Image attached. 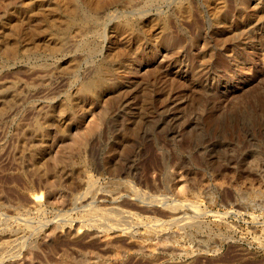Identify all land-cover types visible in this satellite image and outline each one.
Here are the masks:
<instances>
[{
  "label": "rangeland",
  "instance_id": "rangeland-1",
  "mask_svg": "<svg viewBox=\"0 0 264 264\" xmlns=\"http://www.w3.org/2000/svg\"><path fill=\"white\" fill-rule=\"evenodd\" d=\"M36 1L0 0V247H9L0 252V264H264V112L248 118L250 110L235 115L230 109L228 119L236 130L214 123L203 129L199 118L204 112L189 111L197 92L185 73L196 68L202 52L210 48L214 60L223 61L225 77L229 69L240 72L211 87L209 108L223 102L225 112L233 103L251 102V88L264 81V43L254 45L264 31L247 33L244 41L249 40L251 48L241 50L232 40L223 42L225 28H218L220 19L209 0H188L192 20L184 18L185 0H136L135 6L121 3L107 15L101 13L80 46V38L64 35L62 51H55L50 37H31L19 43L22 55L11 58L4 51L6 36L19 28L11 19L12 10ZM229 1L234 12L236 4ZM39 17L45 23L52 20L47 13ZM165 19L180 37L181 50H166L157 43ZM6 21L14 25L12 32ZM118 26L126 30L120 32ZM99 80L110 85L91 95L78 94L82 81ZM155 93L186 113L171 123ZM100 117L101 126L87 136L80 162L75 155L78 135ZM36 120L47 124L41 135L29 130ZM193 133L198 137L187 143L184 136ZM31 147L42 149L51 174L35 172ZM180 196H198V207L182 206ZM171 203L187 208L188 216L194 210L193 223L176 235L177 224L169 220L174 216ZM118 209L131 216L117 232L109 230L106 243L90 214ZM144 230H164L166 241L178 240L183 250L150 255L138 246Z\"/></svg>",
  "mask_w": 264,
  "mask_h": 264
},
{
  "label": "bare ground",
  "instance_id": "bare-ground-1",
  "mask_svg": "<svg viewBox=\"0 0 264 264\" xmlns=\"http://www.w3.org/2000/svg\"><path fill=\"white\" fill-rule=\"evenodd\" d=\"M4 1V0H3ZM7 1V0H6ZM232 2H234L236 4V8L233 12V10L229 9V0H209V4L211 5L210 7H212L211 9L215 12V16H217L218 19H220L219 24L221 23V25L218 28H225L223 30V42L226 44L228 42H230V40L234 41V43H236L237 47L241 46V50H248L251 48V45L246 44L247 42L244 40L247 37V33H251L253 31V29L255 30H261L264 31V0H231ZM121 3L126 4L127 6H135L136 4V0H37L34 4L32 3H26L27 5L25 7H23L22 9L17 8V9H13L12 11V16L11 19H16L15 21L17 26L19 28H17V30H13V34L9 36L7 35L6 37L8 38L7 40V46L5 48V54L11 58H17L18 56L22 55V53H20L19 50V43L21 41H29L31 39V37L33 38H37V39H44L47 37H50L52 42H54L53 44V50L55 51H62L63 49V44H62V37L64 35H68L70 37V39H74L76 37L80 38V40L77 41V44L79 43V46L81 44H83L85 42V40L83 38H81L83 35H85L86 33L92 32L93 31V27L95 26L98 19L100 18V14H105L107 15L106 12H108L112 7H115ZM141 3V2H140ZM181 4V2H180ZM188 0H185V2H182V11L186 14V16L184 18L192 20L193 16H192V4ZM179 5V4H178ZM177 5V6H178ZM180 7V6H179ZM3 9V8H2ZM129 9V8H128ZM151 10V9H150ZM41 13H47L52 20H50L49 23H45L44 21H42L40 19V14ZM212 13V12H211ZM177 14V13H176ZM46 16V15H45ZM202 16V15H201ZM211 16V15H210ZM216 18V19H217ZM10 19V20H11ZM123 19V18H122ZM169 19V18H168ZM100 20V19H99ZM126 20V19H125ZM124 20V21H125ZM166 21L163 23V25L161 26V31L158 35V42L159 46H163V48L167 49H175V50H181V42L179 41L178 37L174 35V33L172 32L171 28L169 27L168 21L167 19H165ZM170 20V19H169ZM151 22H155L154 19L151 20ZM123 23V21H122ZM126 23V21H125ZM15 24V23H14ZM127 24V23H126ZM6 25L9 26L8 29L12 32V28H13V24H11V21H6ZM155 25V24H154ZM187 25V24H186ZM98 26V25H97ZM153 26V25H151ZM16 27V26H15ZM214 27V26H213ZM118 31L122 32L124 29L123 27L118 26ZM148 28H152V27H148ZM155 27H153L154 29ZM95 29V28H94ZM128 29V28H127ZM130 29V28H129ZM149 29V30H150ZM217 29V28H216ZM174 31V30H173ZM190 31V30H189ZM218 31V30H217ZM150 32V31H149ZM125 33V31H124ZM254 34V32H253ZM256 34H258L256 32ZM122 35V34H120ZM140 38V37H139ZM120 40V39H119ZM136 40V39H135ZM141 40V38H140ZM139 40V41H140ZM156 40V39H155ZM251 40V39H250ZM254 40V38H253ZM67 41V40H66ZM198 41V40H197ZM209 41V40H208ZM51 42V41H50ZM51 42V43H52ZM130 42V41H129ZM133 42V40H132ZM136 42V41H135ZM205 42V41H204ZM254 42V41H253ZM36 43V41H35ZM34 43V44H35ZM48 43V42H47ZM122 43V42H121ZM125 43V42H124ZM123 43V44H124ZM222 44V47L224 45V43L220 42ZM264 43V32L261 33L260 35V40H257V44L255 43L254 45H261ZM49 44V43H48ZM76 44V45H77ZM86 44L88 45V43L86 42ZM85 44V45H86ZM134 44V43H133ZM197 44V43H196ZM209 44V43H208ZM231 44V43H230ZM6 45V44H5ZM128 45V44H126ZM130 45V44H129ZM132 45V44H131ZM209 46V45H208ZM84 47V46H83ZM129 47V46H128ZM200 47V46H199ZM213 47V46H212ZM51 48V47H50ZM120 48V47H119ZM154 49H156L155 47H153ZM159 48V47H157ZM196 48V47H195ZM256 48V47H255ZM261 48V46H260ZM121 49V48H120ZM152 49V51L154 50ZM197 49V48H196ZM225 49V48H224ZM117 50V48H116ZM203 50V49H202ZM228 51V50H227ZM257 51V50H256ZM156 52H158V50H156ZM222 52V51H221ZM238 52L240 53V49L238 50ZM237 52V54H239ZM255 52V51H253ZM258 52V51H257ZM217 53V52H216ZM154 54V53H153ZM215 55V54H214ZM214 55L212 54V51L210 50V48L205 49L202 54L200 55L202 60H197V67L196 68H192V69H188V71L185 70V73H187L190 76V79H192L195 83L196 86V96L194 99V104H192V108L190 106L191 109H189V111H198L199 109H201V112H204L205 115H203V117L201 116V118H199V123L201 124V126L203 127V129H207L212 123H214L215 125H218L219 127H221L223 130H236V125L234 121H230L228 119V116L232 113H228V110L232 109L235 113V115H239L242 114L241 112H244V109H248L250 110L251 113L247 114V116H249L248 118H256V115L259 112H264V81H262L261 83L257 84L256 86H254L253 88H251L250 92H249V97H251L252 101L251 102H239L238 104H231L227 110H225V112H223L222 106H223V102L222 104L219 103L216 106H213L211 108H209V104H210V100L212 97V92H211V87L216 85V86H221L222 82H225L227 77H229L230 79H233L234 77L236 78V76L238 75V73L240 72V70H227L224 71L226 74L225 75L222 74L223 70H225L224 68V63H222L221 61L218 60H214ZM218 55V53H217ZM264 55V54H263ZM262 55V56H263ZM235 56V55H234ZM237 57V56H236ZM238 59V58H237ZM231 62L234 61V63H236V60H230ZM229 64V63H228ZM233 64V63H232ZM142 65V63H141ZM138 66V65H137ZM143 66V65H142ZM240 66V65H239ZM228 67V66H227ZM129 69V68H128ZM227 69V68H226ZM130 70V69H129ZM154 70V69H153ZM134 71V70H133ZM22 73V72H21ZM42 73V72H41ZM139 73V72H138ZM218 73V74H216ZM67 74V73H66ZM169 74V73H167ZM215 74L216 77H213ZM36 75V74H35ZM164 75V74H163ZM186 75V74H184ZM47 76V75H46ZM90 76V75H89ZM166 76V75H165ZM42 77V76H41ZM45 77V76H44ZM88 77V76H86ZM13 78V77H12ZM89 78V77H88ZM121 78V77H120ZM172 78V77H171ZM2 80V79H1ZM114 80V79H113ZM164 80V79H163ZM162 80V81H163ZM102 80L98 81H93V82H85L82 81L79 84L78 87V94H89L90 92H92L93 90L98 89L99 87L101 88V86L103 84H107L110 85L109 82H101ZM111 81V80H110ZM161 81V80H160ZM37 82V81H35ZM39 82V81H38ZM42 82V81H41ZM125 82V81H124ZM159 82V81H158ZM166 82V81H165ZM163 83V82H162ZM118 85V84H117ZM123 85V84H121ZM165 85V84H164ZM39 86V85H38ZM170 86V85H169ZM103 87V86H102ZM129 88V87H128ZM127 88V89H128ZM42 89V88H41ZM110 89V88H109ZM135 89V88H134ZM161 89V88H160ZM17 90V89H16ZM45 90V89H44ZM76 91V93H77ZM126 91V90H125ZM147 91V90H144ZM17 92V91H16ZM23 92V90H22ZM95 92V91H94ZM97 92V91H96ZM99 92V91H98ZM105 92V90H104ZM157 92V91H156ZM191 92V90H190ZM189 92V93H190ZM194 92V91H193ZM211 92V93H210ZM32 94V93H31ZM77 94V95H78ZM92 94V93H91ZM89 94V95H91ZM130 94V92H129ZM157 96L158 94L155 93ZM192 94V93H191ZM146 95V94H145ZM160 95V94H159ZM193 95V94H192ZM191 95V96H192ZM93 96V95H92ZM151 96V95H150ZM194 96V95H193ZM95 97V96H93ZM137 97V96H136ZM185 97V96H184ZM91 99V97H89ZM129 98V97H128ZM149 98V96H147V99ZM152 98V97H151ZM150 98V99H151ZM172 98V97H171ZM26 99V97L24 98ZM76 99V98H75ZM79 99V98H78ZM81 99V97H80ZM83 99V98H82ZM131 99V98H130ZM159 101H161L162 105L164 106V109L166 111V114H169L172 116L171 119V123H176L180 118V116L184 113H186V111H184V109H182L181 105H173L171 106V103L168 102V100L166 99V97L163 96H158L157 98ZM176 99V98H175ZM247 99V98H246ZM192 97H191V101H192ZM24 101V100H23ZM26 101V100H25ZM179 101V100H178ZM127 102V101H125ZM135 102V101H134ZM189 102V101H188ZM231 102V101H230ZM235 102V100H234ZM122 103V102H121ZM174 103V102H173ZM193 103V102H192ZM227 103V102H226ZM232 103V102H231ZM176 104V103H175ZM191 104V103H190ZM80 105V104H78ZM130 105V104H129ZM161 105V106H162ZM187 105V104H186ZM225 105V104H224ZM243 105V107H239V106ZM84 106V105H83ZM100 107V106H99ZM184 107V106H183ZM79 108H83L82 106ZM123 108V106L121 107ZM136 108V107H135ZM189 108V107H188ZM132 109V108H131ZM186 109V108H185ZM231 110V111H232ZM59 111V110H58ZM188 111V110H187ZM4 112L6 114H9L8 110H4ZM35 112V111H33ZM37 112V111H36ZM48 112V111H47ZM160 112V111H159ZM189 112V113H190ZM91 113V112H89ZM87 114V113H86ZM107 114V112L105 113ZM155 114V113H154ZM163 114V115H166ZM261 114V113H260ZM157 115V114H156ZM186 115V114H185ZM262 115V114H261ZM260 115V116H261ZM8 116V115H7ZM110 116V115H109ZM158 116V115H157ZM242 116V115H241ZM162 117V116H161ZM263 117V115H262ZM164 118V117H163ZM244 118V117H243ZM264 118V117H263ZM25 119V118H24ZM27 119V118H26ZM29 119V118H28ZM169 119V120H170ZM231 119V118H230ZM239 119V118H238ZM259 119V118H258ZM257 119V120H258ZM23 120V119H22ZM58 120V119H57ZM162 120V119H161ZM165 120V119H163ZM1 121V120H0ZM21 121V120H20ZM25 121V120H24ZM45 121V120H44ZM27 122V121H26ZM162 122V121H161ZM263 122V121H262ZM51 123V122H50ZM48 123V124H50ZM102 123V117L96 119L92 125V127H88L86 128L83 132L79 133L78 137H79V142L76 145L77 149L75 150V155L78 156L80 162H82V155L85 148H86V144H87V136L90 135L93 131L97 130ZM241 123V122H239ZM263 124V123H262ZM261 124V125H262ZM45 125L43 121L41 120H36L35 122H33L32 126L29 127V130L31 132H33L34 134L37 135H41L45 129ZM247 125V124H246ZM257 125V124H256ZM28 126V125H27ZM49 126V125H48ZM182 126V125H181ZM213 126V125H212ZM240 126V125H239ZM3 127V125H2ZM25 127V126H23ZM168 127V126H167ZM173 127V126H172ZM193 127V126H192ZM244 127V126H243ZM93 128V129H91ZM211 128V127H210ZM217 129V128H216ZM21 130V129H20ZM19 130V131H20ZM172 132V131H171ZM168 132V133H171ZM174 132V130H173ZM176 132V131H175ZM16 133V132H15ZM100 133V131H99ZM164 133V132H163ZM176 134V133H175ZM200 134V133H199ZM220 134V133H219ZM99 135V134H98ZM237 135V134H236ZM17 136V135H16ZM97 136V135H96ZM171 136V135H169ZM231 136V135H230ZM196 137H198L195 133L193 134H187L184 136V138L186 139L187 143H191ZM232 137V136H231ZM223 138V137H222ZM199 139V138H197ZM204 139V138H203ZM231 139V138H230ZM229 139V140H230ZM200 141V140H199ZM195 143V142H194ZM200 143V142H199ZM31 144V143H30ZM129 145V144H128ZM192 145V144H191ZM184 146V145H183ZM197 146H199L197 144ZM42 147V146H40ZM39 147V148H40ZM193 147V146H192ZM43 148V147H42ZM53 148V147H52ZM215 149V147H214ZM183 150V149H182ZM53 151V150H52ZM21 152V151H20ZM30 155L32 157V161L35 163L36 165V171L37 173H42L43 175H49L51 174V169L49 167V165L46 163V159L47 157L45 156L44 152H42V149H34L33 147H31L29 149ZM71 152V151H70ZM207 152V151H206ZM43 153V154H42ZM74 154V153H73ZM205 154V153H204ZM51 155V154H49ZM54 155V154H53ZM125 155V154H124ZM74 156V155H73ZM73 156L68 157L69 160L72 161L73 164L76 163L77 160L74 159ZM54 157V156H53ZM213 157V156H212ZM229 159V158H228ZM234 159V158H233ZM232 159V160H233ZM237 159V158H236ZM248 159V158H247ZM235 160V159H234ZM250 160V159H249ZM228 161V160H227ZM50 162V161H49ZM78 162V161H77ZM200 162V161H199ZM217 162V161H216ZM231 162V161H230ZM235 162V161H234ZM237 162V161H236ZM249 161H247L248 163ZM260 162V161H259ZM222 163V162H221ZM72 164V165H73ZM77 164V163H76ZM30 165V164H29ZM54 165V163H53ZM252 165V164H251ZM68 166V164L66 165ZM77 166H79L77 164ZM214 166V165H213ZM226 166V165H224ZM228 166V165H227ZM226 166V168H227ZM230 166V165H229ZM219 167V165H218ZM216 167V168H218ZM231 167V166H230ZM229 167V168H230ZM228 169V168H227ZM62 170V169H61ZM69 170V169H68ZM210 170V169H209ZM215 170V167H214ZM217 170V169H216ZM220 170V168L218 169ZM254 170V169H252ZM84 171V170H83ZM113 171V170H112ZM117 171V170H116ZM115 171V172H116ZM247 171V170H246ZM33 172V171H32ZM114 172V171H113ZM234 172V171H233ZM54 173V172H53ZM217 173V172H216ZM225 173V171L223 172ZM222 173V174H223ZM250 173V171H249ZM35 174V173H33ZM246 174V172H245ZM251 174V173H250ZM256 174V173H255ZM234 175V174H233ZM232 175V176H233ZM242 175V174H241ZM259 175V174H258ZM219 176V175H218ZM223 176V175H222ZM225 176V175H224ZM238 176V175H236ZM243 176V175H242ZM264 176V175H263ZM198 177V176H197ZM230 177V176H229ZM237 178V177H236ZM243 178V177H242ZM241 178V179H242ZM249 178V177H247ZM252 178V177H251ZM262 178V177H261ZM35 179V178H34ZM240 179V180H241ZM257 179V178H256ZM230 180V179H229ZM232 180V179H231ZM243 180H245V178H243ZM42 181V180H41ZM222 182V181H220ZM228 182V181H227ZM259 182V179H258ZM90 183V182H89ZM88 183V184H89ZM205 183V182H204ZM241 183V182H240ZM86 184V183H85ZM87 184V185H88ZM84 185V184H83ZM252 185V184H251ZM76 186V185H75ZM88 186H91L88 185ZM111 186V185H110ZM233 186V185H232ZM244 186V185H242ZM50 187V186H49ZM118 187V186H117ZM193 187V186H192ZM239 187V186H238ZM260 187V186H258ZM88 188V187H87ZM114 188V187H113ZM208 188V187H207ZM236 188V187H234ZM244 188V187H243ZM253 188V187H252ZM251 188V189H252ZM84 189V188H83ZM86 189V188H85ZM95 189V188H94ZM93 189V190H94ZM238 189V188H237ZM241 189V187H240ZM255 189V188H254ZM88 190V189H87ZM118 190V189H117ZM191 190V189H190ZM243 190V189H242ZM248 190V189H247ZM261 189H259L260 191ZM240 191V190H238ZM236 191V192H238ZM262 191V190H261ZM264 192V191H263ZM90 193V192H89ZM88 193V194H89ZM240 193V192H238ZM255 193V190L254 192ZM257 193V192H256ZM194 194V193H193ZM132 195V194H131ZM181 195V194H180ZM256 195V194H255ZM263 195V194H261ZM204 196V195H203ZM257 196V195H256ZM264 196V195H263ZM91 197V196H90ZM93 197V196H92ZM136 197V195H135ZM165 197V196H162ZM181 197V196H180ZM198 197V196H197ZM195 196H189V197H181L179 201L182 202V206L183 203H187L188 205L190 204L192 207L191 208H195L196 206L198 207V199ZM81 198V197H80ZM134 198V197H133ZM174 199V198H172ZM178 199V198H177ZM261 199V198H260ZM264 199V198H263ZM138 200V199H137ZM200 200V199H199ZM81 201V200H80ZM140 201V200H139ZM178 201V202H179ZM201 201V200H200ZM212 201V200H211ZM163 202V201H162ZM175 202V200H174ZM177 202V200H176ZM34 203L35 205H39L41 203V200L38 197L34 198ZM154 203V202H153ZM180 203V202H179ZM178 203V204H179ZM251 203V202H250ZM159 204V203H158ZM173 205L172 208H170L171 211H173L174 216L171 220L174 224H177V228H175L174 233L179 234L180 229H182V227H187L189 225H191L193 223V219L194 217L193 212L192 211V215L188 216V211L184 208H182L181 205H174V203H171ZM186 204V206H187ZM201 204V203H199ZM262 204V203H261ZM88 205H90V203H88ZM150 205V204H149ZM185 205V204H184ZM189 205V208H190ZM88 207V206H87ZM185 207V206H184ZM89 208V207H88ZM115 208V207H114ZM113 208V210H114ZM118 208V207H117ZM167 208V207H165ZM200 208V207H199ZM94 209V208H93ZM196 209L195 213L197 212ZM201 210V209H200ZM199 213L196 214H200L201 211H198ZM91 217L90 219H93L94 221V225L97 227V229H99L100 233H104V236L102 238V240L104 242H108L109 241V236H108V232L109 230L111 231H118L120 226V223L123 221V219H127L131 216V212L126 211V210H122V209H118L115 211H92L91 212ZM195 216V215H194ZM201 216V215H200ZM86 217V216H85ZM152 219V218H151ZM85 220V219H84ZM89 220V219H86ZM142 220V219H141ZM168 220V221H169ZM155 220H151L152 223H154ZM170 221V222H171ZM146 222V221H145ZM150 222V223H151ZM167 222V221H166ZM126 223V222H125ZM165 223V222H164ZM169 223V222H168ZM91 224V223H90ZM93 224V222H92ZM160 224V223H159ZM159 224L157 226H159ZM166 224V223H165ZM152 225V224H151ZM125 226V225H124ZM162 226V225H160ZM164 226V224H163ZM198 226V225H197ZM26 227V226H25ZM109 228L107 229V231L104 232V230H106L105 228ZM148 227V226H147ZM192 227V226H191ZM129 228V227H128ZM173 228V227H172ZM131 229V228H129ZM201 229V228H200ZM123 230V229H120ZM165 230V229H164ZM164 230H156L153 233H149L146 232V230H144V232H142L141 235V240L138 242V246L143 248L145 250V252L149 253L150 255H154L159 251H164V250H168V249H178L180 250L182 247L180 246V244H178V240L176 238V242L174 240V243L168 242L166 241L165 237H164ZM126 231V233L128 232V230H123ZM135 232V231H134ZM182 233V232H181ZM120 234V232L118 233ZM125 234V232H124ZM122 234V235H124ZM133 234V233H132ZM173 234V233H172ZM97 235V234H96ZM171 235V234H170ZM112 236V235H111ZM134 236V235H133ZM169 236V235H168ZM174 236V235H173ZM178 236V235H177ZM181 236V235H180ZM183 236V235H182ZM8 237V236H7ZM170 237V236H169ZM168 237V238H169ZM172 238V237H171ZM170 238V239H171ZM174 238V237H173ZM25 239V238H24ZM132 239V238H131ZM169 240V239H167ZM111 241V240H110ZM180 241V240H179ZM31 244V243H30ZM182 244V243H181ZM36 246V245H35ZM208 247V246H207ZM9 247L6 245H2L0 247V252L3 253L4 251H6ZM204 249V248H203ZM183 250V248H182ZM181 250V251H182ZM15 251V250H14ZM32 251V249H31ZM170 251V250H169ZM177 251V250H176ZM174 252V251H173ZM176 253V252H175ZM90 261V260H89ZM2 263V262H0Z\"/></svg>",
  "mask_w": 264,
  "mask_h": 264
}]
</instances>
